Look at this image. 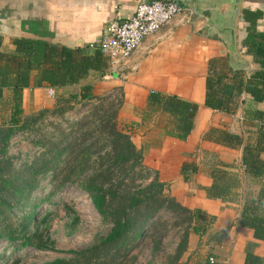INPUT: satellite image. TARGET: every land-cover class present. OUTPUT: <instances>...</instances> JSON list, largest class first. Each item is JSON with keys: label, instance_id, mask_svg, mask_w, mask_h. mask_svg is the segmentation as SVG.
Masks as SVG:
<instances>
[{"label": "trees", "instance_id": "16d2710c", "mask_svg": "<svg viewBox=\"0 0 264 264\" xmlns=\"http://www.w3.org/2000/svg\"><path fill=\"white\" fill-rule=\"evenodd\" d=\"M242 18L249 24L242 45L253 55L258 68L244 79V72L230 69L224 58H210L204 98V105L209 108L233 112L243 92L254 101L264 100V28L256 29L262 11L244 8ZM13 43V52L4 55L0 51V61L5 60L0 65V105L4 89L12 90L8 118L0 123V241L13 251L52 246L45 239L50 228V208L58 191L77 182L110 229L92 245L62 251L68 256L46 264H122L147 235L157 250L169 230L168 220L160 216L162 211L173 218L171 226L181 229L175 250L168 256V264H180L188 249L189 235L205 234L214 217L178 202L157 171L143 163L142 150L118 125L122 90L115 87L104 95L94 94L91 82L80 83L92 69L102 76L109 73L108 57L99 46L92 53H85L79 47L28 36H16ZM32 70L37 71L36 85L52 87L56 95L52 107L25 113L22 90L30 85ZM65 86L72 89L63 93L60 89ZM115 90L120 91V96ZM87 102V112L74 119L66 116L76 104ZM147 103L172 117L167 134L186 139L194 125L197 103L157 91L149 93ZM250 115L262 120L254 144L245 143L242 135L224 129L210 128L209 136L232 148L243 146V173L251 177L255 186L243 189L236 223L251 228L256 239L264 240V111L255 109ZM17 133L26 134L38 148L30 159L17 160L16 155L9 154L11 140ZM222 166L224 163L219 160L212 165L213 182L205 190L210 197L233 201L236 176ZM197 170L195 162H183V179L188 181ZM46 179L48 188L41 189L42 195L35 194ZM77 220L74 218V223ZM253 246L254 243L247 244L244 264H264V258L251 250ZM210 256L188 264H225L219 260L210 262Z\"/></svg>", "mask_w": 264, "mask_h": 264}, {"label": "crops", "instance_id": "0c3cea01", "mask_svg": "<svg viewBox=\"0 0 264 264\" xmlns=\"http://www.w3.org/2000/svg\"><path fill=\"white\" fill-rule=\"evenodd\" d=\"M138 1L0 0V51L4 55L13 52V38L28 36L57 45L79 47L85 53H92L103 39L106 26L118 7L120 12L127 14L134 10ZM244 8L262 11V18L256 26V29L262 30L264 0H243L237 22V46L249 67L234 71H243V78L246 79L258 68V64L242 45L249 29V24L242 18ZM204 27V19L196 14L189 19L179 15L155 34L144 38L121 69H113L109 64V73L103 76L100 71L92 69L80 83L91 82L94 94L119 87L123 102L118 112V125L130 134L134 144L142 150L143 163L157 171L159 179L167 184L168 192L178 202L190 209H202L214 217L205 234L189 235L186 251L188 262H192L194 256L203 260L211 255L225 264H244L248 243H254L251 250L264 258V240L256 239L251 228L236 223L241 193L244 188H253L255 183L243 173V146L232 148L223 145L219 138L209 136V130H228L242 135L245 143L254 144L262 120L253 119L250 112L255 109L264 111V100L254 101L250 94L243 92L233 112L204 105L209 59L222 57L227 62L224 45L210 37L208 31L205 33ZM4 64L3 58L0 65ZM36 79L37 71L32 70L30 85L22 90L25 113L54 104L55 89L51 95L50 87L36 85ZM71 89L65 86L60 91L68 93ZM151 91L174 94L198 104L193 128L186 139L166 133L172 127V117L148 105L147 98ZM11 97V88H5L0 114L2 108L6 114L0 117L1 122L8 118ZM218 160L224 163L222 169L236 176L237 184L232 188L236 199L233 201L213 198L206 193L205 187L213 182L211 167ZM185 161L195 162L198 167L188 181L181 174Z\"/></svg>", "mask_w": 264, "mask_h": 264}, {"label": "rangeland", "instance_id": "374dc122", "mask_svg": "<svg viewBox=\"0 0 264 264\" xmlns=\"http://www.w3.org/2000/svg\"><path fill=\"white\" fill-rule=\"evenodd\" d=\"M107 92L102 93V95ZM114 93L120 96L119 90H115ZM89 109L90 103H78L66 116L69 119H74ZM1 111L0 117L6 114L4 108ZM32 111L34 110H28L27 113ZM25 135L17 133L9 146V154L16 155L17 160L30 159L38 150ZM47 184L48 180L46 179L42 182V188H38L35 194L42 195L41 189L48 188ZM54 200L56 202L50 208V228L45 238L53 248L49 246L47 249L37 250L25 247L19 251H13L10 246L6 245L5 241H0V264H46L55 258L67 257L68 254L62 251L81 249L92 245L109 231L110 224L102 220L93 207L88 194L77 182L68 183L57 192ZM160 216L168 220L167 227L169 230L163 235L158 249H153L152 237L147 235L122 264H168V256L175 250L180 239L181 229L171 226L173 218L169 213L162 211ZM74 218L78 219L76 223H74ZM18 258L19 260H16ZM196 258L199 257L194 256L191 261H195ZM188 259L185 252L180 259V264H186Z\"/></svg>", "mask_w": 264, "mask_h": 264}, {"label": "built area", "instance_id": "2783aa9c", "mask_svg": "<svg viewBox=\"0 0 264 264\" xmlns=\"http://www.w3.org/2000/svg\"><path fill=\"white\" fill-rule=\"evenodd\" d=\"M118 10L106 26L99 47L108 57L110 67L116 70L141 45L144 38L155 34L175 17L189 19L192 12L177 0H140L132 12L124 14ZM49 93L54 94L50 87ZM210 262L215 259L210 256Z\"/></svg>", "mask_w": 264, "mask_h": 264}, {"label": "water", "instance_id": "95a60500", "mask_svg": "<svg viewBox=\"0 0 264 264\" xmlns=\"http://www.w3.org/2000/svg\"><path fill=\"white\" fill-rule=\"evenodd\" d=\"M192 14L204 19L203 31L224 45L227 64L232 70H244L249 64L237 46V22L243 0H177Z\"/></svg>", "mask_w": 264, "mask_h": 264}]
</instances>
